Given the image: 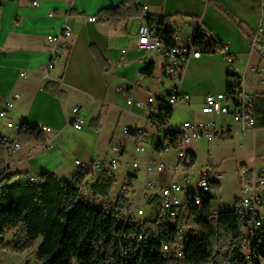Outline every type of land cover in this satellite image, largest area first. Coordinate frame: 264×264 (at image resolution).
<instances>
[{
    "label": "crops",
    "instance_id": "obj_1",
    "mask_svg": "<svg viewBox=\"0 0 264 264\" xmlns=\"http://www.w3.org/2000/svg\"><path fill=\"white\" fill-rule=\"evenodd\" d=\"M123 1L125 0H0V108L10 93L18 92L21 97L12 111L13 119L31 126L48 125L53 128L52 132L37 129L30 142L22 141L23 150L18 155L4 157V166H10L14 171H52L61 179L71 180L77 173L76 159L83 162L102 160L101 152L105 147L108 146V151H111L112 146L118 142L132 145L129 137L123 133L125 126L144 129L148 140L147 150L152 151L159 133L152 116L160 98L168 95L174 81L165 74L167 59L163 55L158 54L156 60H153L154 56L150 52L138 47L137 30L141 18L112 25L100 17L99 11L102 8L116 6ZM140 2L147 7L149 15L164 17L184 12L196 16L198 22H203L215 36L208 27L210 22L205 24L204 16L199 15L202 5L199 0ZM246 7L236 15L233 4L228 7L229 14L244 18L243 21L254 32L260 21L261 0L248 1ZM52 12L54 15H50ZM91 16H96L97 20L90 21L88 18ZM66 21L72 27V35L67 40L68 46L56 67L45 76L44 69L49 62L51 48L47 37L58 34ZM145 21L149 23L147 17ZM165 23L172 24L168 18ZM184 34L190 35L186 32ZM243 42L244 48L240 53L228 44L229 53L237 57L240 66L248 61H258L257 53L251 52L248 43L245 40ZM226 56L227 52L219 56L202 53L200 57L190 60L182 81L183 92L192 96L189 104L193 103L201 110L207 94L227 90L229 80L224 76ZM213 61L220 64L221 74L218 77L211 67ZM150 63L154 64V71L148 75L143 69ZM236 69L238 72L237 66ZM23 71H26L24 76L21 75ZM203 71L212 75L211 82L217 84L216 88L205 90L200 86ZM249 77L257 80L252 74L243 76L247 90L253 94L264 92L263 89L250 91L247 85ZM151 96L156 98V103L148 104ZM129 98H132V104L128 103ZM73 99L77 101L70 105ZM137 101L145 102V106H138ZM91 103H97L98 106ZM74 107L81 108L84 118L81 129H77L72 123ZM88 108L93 117H90L89 126L86 127L89 120L86 114ZM205 116L201 118H214ZM233 127V131L236 130L235 125ZM0 132L11 135L15 130L2 123ZM69 134L77 138L73 147L66 143ZM49 140L52 146L47 148L45 146ZM133 146L135 148L134 144ZM126 148L128 151V147ZM189 149L196 153L194 149ZM170 152L160 156L167 158L172 164L176 155L171 156ZM148 158L149 153L143 154V160L135 158L144 171ZM145 174L147 178L146 171ZM178 175L173 176L174 179L178 180ZM92 176L93 174L88 178ZM150 176L158 178L156 172L150 173ZM162 177H166V174ZM162 183L167 182L162 181L160 184ZM214 209L217 208L214 206Z\"/></svg>",
    "mask_w": 264,
    "mask_h": 264
},
{
    "label": "trees",
    "instance_id": "obj_2",
    "mask_svg": "<svg viewBox=\"0 0 264 264\" xmlns=\"http://www.w3.org/2000/svg\"><path fill=\"white\" fill-rule=\"evenodd\" d=\"M144 14L140 0H125L119 5L104 7L99 11L100 17L112 25L141 18ZM166 18L168 16L147 15L149 24L164 46L172 48L176 45L177 28L166 24ZM195 28L194 45L200 47L203 53L224 52L226 43L222 39L203 33L200 25ZM143 71L151 75L154 64H148ZM228 76L231 80L227 90L232 85L241 86V74L228 73ZM173 111L174 108L163 97L152 118L166 124ZM254 114L256 128H264V92L254 94ZM37 129L38 126L23 123L20 129L21 140L30 142ZM4 155L5 152L0 154V248L24 252L41 239L37 247L40 264L174 262L172 257L166 260L160 248L161 240H175L178 236L175 227L161 229L155 225H135L119 220V215L131 207V200L121 194L116 198L110 197L109 192L117 181L115 172L105 169L89 179L90 171L82 170L71 180H65L52 171H42L38 180L32 182L25 178L26 171L4 167ZM193 158L195 164L196 153ZM86 183L89 185L88 192L83 191ZM220 184L214 183L212 189L218 188ZM158 201V196L151 197L148 204ZM187 201V212L183 214L187 225L183 234L184 264H263L264 230L261 236L256 237L253 246L249 247V233L241 199H237L232 210H221L216 214L213 213L212 192L207 194L201 206L191 203L190 199ZM144 222L153 220L145 219ZM9 231H14L10 238L6 236ZM135 233L148 236L140 248L127 243V238ZM248 252L252 256L250 261L246 258Z\"/></svg>",
    "mask_w": 264,
    "mask_h": 264
},
{
    "label": "built area",
    "instance_id": "obj_3",
    "mask_svg": "<svg viewBox=\"0 0 264 264\" xmlns=\"http://www.w3.org/2000/svg\"><path fill=\"white\" fill-rule=\"evenodd\" d=\"M34 4H37V2H34ZM144 10L145 14L141 17V23L137 30L138 47L150 52L154 56L153 60H156L155 57L158 54L163 55L167 59L164 65V71L174 82L169 88L166 101L173 108L180 103H190L192 96L183 92L182 81L190 60L200 57L203 53L200 47L194 45L195 32L190 33V35H185L183 30H186L190 26L188 23H185L182 29L178 28L176 31V45L172 48H166L162 40L157 36L155 29L145 21L148 15L146 12L147 7H144ZM50 15H54V13L52 12ZM88 19L90 21H96L97 17L91 16ZM200 27L201 29H207L208 34H211L203 22ZM71 35L72 27L67 21L58 34L48 35L47 38L51 48L49 62L44 69L45 76H48L49 71L56 67L60 56L68 46L67 40ZM224 52H227L228 73L235 74L237 72V57L229 53L228 44L225 45ZM251 52H256L259 59L254 63L248 61L245 65L244 77L252 74L264 86V0H261L260 21L253 34ZM21 75H26V71L21 72ZM241 82L240 87L232 85L231 88L224 92L207 94L205 96L201 112L214 118L200 120L198 122L186 120L179 128L180 130H187V137L171 135L170 121L166 124H161L153 119L159 128V133L151 152L147 150L148 140L144 129L129 126L123 127V133L129 137V142L135 145L136 151L149 153V158L145 168L148 175L138 199H133L130 194L131 192H136L134 184L143 170L138 160L127 163L129 170L120 194L125 195L131 200V207L119 215V220L135 225L139 223H144L146 226L155 225L156 228L161 229L175 227L178 236L175 240H161L160 248L166 260H169L171 257V259H174L172 264H184L185 260L183 234L187 230V225L186 217L183 214L187 212V200L190 199V202L195 205H203L207 194L213 190L212 185L214 183H221L224 179V173L212 161H209V164L196 175L195 184L191 188H189V185L186 187L174 179L173 176L183 173L188 184L189 176L193 172L196 164H193L195 152L191 149H184V146L202 140L210 143L217 138V135L230 133L234 129L232 120L240 125L243 132L256 130L254 94L247 90L243 76ZM20 97L18 92L10 93L0 108V124L5 123L7 128L15 130V133L11 135L0 132V148L8 147V155H11V157L18 155L23 150L20 129L25 122H16L11 115ZM128 103H133L132 98H129ZM136 103L138 106H145V102L143 101H137ZM152 103H156L154 96H151L148 100V104ZM157 108L155 109V113L157 112ZM72 113L73 125L77 129H81L84 123L81 108L74 107ZM39 126H46V129H50V132L53 130L48 125ZM51 146L52 142L49 140L45 147L49 148ZM126 147H128V144L125 145L120 142L114 144L111 150L115 156L106 162V164L102 160L83 162L80 159H76L75 165L77 172L89 170L90 175H95V173L108 169L116 173L120 165L119 156L125 155V152H127ZM173 149L176 150L175 155L178 158L177 164H171L167 158L160 156ZM152 172H156L158 178L150 176ZM164 174H166V177L163 178L162 175ZM240 175L242 191L241 203L246 215L249 247H252L256 241V237L261 236L264 230V165L260 168H256L255 166L253 168L243 167ZM25 178L32 182L38 180L33 172H27ZM162 181H166L167 183L160 184ZM83 191H89V185L87 183L83 186ZM155 196H158L159 201L154 204H148V200ZM139 199H145L148 210L139 205ZM104 209H107V206H104ZM218 212L219 210L217 209L213 210L215 214ZM145 219H151L153 222H144ZM147 238L148 236L144 233H135L127 238V243L133 247L137 246L140 248V245ZM127 257H129V254ZM246 258L248 261L251 260L252 256L250 252L246 254Z\"/></svg>",
    "mask_w": 264,
    "mask_h": 264
},
{
    "label": "rangeland",
    "instance_id": "obj_4",
    "mask_svg": "<svg viewBox=\"0 0 264 264\" xmlns=\"http://www.w3.org/2000/svg\"><path fill=\"white\" fill-rule=\"evenodd\" d=\"M199 1L202 4L200 6L199 15L204 16L205 24L208 25V22H210L208 27L213 32L215 37L222 39L226 44H230L231 48L235 49V51H238L239 53L241 52V49L244 48L243 40H245L248 43L249 48H251V42L253 38L252 28L249 27L245 21H243L244 18L236 16L238 15L237 13H240L242 10L247 9L246 3L251 0ZM233 4H235V16L229 14L230 10L228 7H232ZM168 20L169 22H172V24L170 25L175 28L179 26L180 29H182L185 23L190 24V27L186 31L183 30L186 33H192L194 29H196V23L198 22V18L196 16H191L190 14H186L184 12H176V14L168 16ZM221 53L223 52L219 51L213 54L204 53V55L208 54L219 56V54ZM245 59L247 60L248 57ZM245 65L246 64L244 63L242 64V66H240L238 63H236V66L239 69L238 72L241 73L242 76H244L245 73ZM211 67L213 72L217 74L218 77L221 74L220 64L213 61ZM201 75L203 77L201 78V82L199 83L203 89L208 90L216 88L217 84H214L215 82H211L212 75H210L208 71H203ZM224 76L227 81L231 80V78L228 76L227 63L224 67ZM247 85L250 91H256L260 89L264 90V86H262L260 82H258V80H256L255 78L249 77L247 80ZM76 101H74L73 99L70 105L75 104ZM91 104H95L98 106L97 103ZM86 114L89 117V120L86 123V127H88L90 123V117H93L90 108L86 110ZM202 115L203 113L201 112L199 106H195L193 103H180L174 108L173 114L170 118V126L174 129H178L186 120H190L192 122L204 120V118L201 117L206 116ZM232 123L233 125H235L236 130L231 131L228 134L217 135V138L210 143L208 141L202 140L195 141L190 145H185L184 149L192 148L196 151L197 161L193 172L189 176L188 184L186 183L185 174L179 173L177 178L178 181L183 185H185L186 187L189 185V188H191V186H194L195 184L196 175L207 164H209V161L214 162L217 168L224 173V179L222 180L220 186L212 190V194L214 195L213 203L219 211L232 210L236 206L237 199H241V169L246 166L250 168H253L254 166L256 168H260L264 165V128H258L255 131L247 130L246 132H243L238 123L234 122L233 120ZM237 129H239L240 131ZM74 136L75 135L73 134L68 135L69 138L68 142L66 143L68 144V146L70 144V147H73L77 139ZM101 153L102 161H104L105 164L115 156L112 150L108 151V146L105 147ZM143 154L145 153L137 152L133 144L131 145V143H129L127 153L125 155L119 156L120 165L118 170L116 171L117 181L109 192L111 198H115L120 194L122 185L126 181V174L129 170L127 163L129 161H134L135 158L138 160H143ZM169 154H171V156H174L176 154V150H171ZM177 163L178 158H173L172 164ZM31 172L33 171L31 170ZM33 174H35V176H37L38 178V172L35 171L33 172ZM145 182L146 174L143 170L141 174H139L137 181L134 184L136 192H131L130 194L133 199H138L140 197V193L145 185ZM139 205L145 207L146 210H148L145 199H139ZM189 226L192 225L189 224ZM13 234L14 231H9L6 236L10 238ZM40 241L41 239H39L33 247L27 249L24 252H13L7 249L0 248V264H40L37 255V247Z\"/></svg>",
    "mask_w": 264,
    "mask_h": 264
},
{
    "label": "bare ground",
    "instance_id": "obj_5",
    "mask_svg": "<svg viewBox=\"0 0 264 264\" xmlns=\"http://www.w3.org/2000/svg\"><path fill=\"white\" fill-rule=\"evenodd\" d=\"M197 25L202 26V23L201 22H197L196 26ZM202 32L207 34V35H211V34H208L207 29H202ZM39 128L42 129L43 131L50 132V129H46V126H39L38 129ZM175 133L177 135H179V137H187V130H180V128H178V129H175V132H173V129H171V135H175ZM3 152H5L4 156H11V155H8V147H1L0 148V154L3 153Z\"/></svg>",
    "mask_w": 264,
    "mask_h": 264
}]
</instances>
